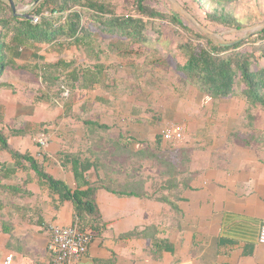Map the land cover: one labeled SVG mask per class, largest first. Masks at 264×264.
I'll use <instances>...</instances> for the list:
<instances>
[{
    "label": "crops",
    "instance_id": "crops-1",
    "mask_svg": "<svg viewBox=\"0 0 264 264\" xmlns=\"http://www.w3.org/2000/svg\"><path fill=\"white\" fill-rule=\"evenodd\" d=\"M96 42L93 53L25 49L16 62L31 74L72 58L77 69L98 64L103 73L93 87L56 98L36 76V89L18 93L9 82L0 89V127L12 149L71 190L97 186L99 217H77L71 200L0 146V264H52L49 227L77 218L92 236L77 264H264V106L242 94L207 97L183 77L172 80L177 71L169 81L166 71L142 73L154 53L127 56ZM121 63L132 68L128 82ZM172 123L185 129L177 145L162 137Z\"/></svg>",
    "mask_w": 264,
    "mask_h": 264
},
{
    "label": "trees",
    "instance_id": "trees-1",
    "mask_svg": "<svg viewBox=\"0 0 264 264\" xmlns=\"http://www.w3.org/2000/svg\"><path fill=\"white\" fill-rule=\"evenodd\" d=\"M18 1L14 0L18 10ZM37 3L27 13H15L8 0H0V77L7 68L18 67L16 60L20 59L23 51L36 48L41 44H54L59 48H76L80 51L95 52L96 41L109 37L115 39L109 45L110 50L117 49L125 55L136 50L134 45H145L146 31H149L158 19L168 20L179 25L184 30L194 34L197 41L204 35L184 24L176 16H168L144 3V0H134L135 14L117 13L110 0H35ZM201 8L216 5L206 13L210 22L236 29L243 28L244 22L238 19L227 6L237 0H190ZM208 8V7H207ZM30 18H28V16ZM39 16L40 22H32L33 16ZM195 31V32H194ZM191 38L180 46L184 61H179L176 67L188 83L199 88L207 97L233 98L241 94L250 106L257 104L264 106V68L259 66L261 57H264V28L249 36L248 42L237 41L231 46H220L207 39L208 46L194 45ZM246 41V42H247ZM247 45L246 51H241ZM263 47V48H262ZM250 49V51H249ZM35 56V53H33ZM38 59V57H36ZM40 59V58H39ZM98 59V57H97ZM256 66L257 71L253 70ZM37 78L46 85L49 91H55V97H62L66 90L73 87L87 89L93 87L101 79L103 68L95 64L94 72L87 69H77L74 58L62 59L55 64L44 63L30 69ZM244 83L245 89L238 92L237 87ZM8 84H1L0 89ZM45 95L42 93V98ZM2 118L0 116V122ZM11 133H18L10 129ZM0 146L8 151L15 165L24 167L28 162L40 178L45 179L49 187L61 195L62 200H71L77 217L83 219L91 216L93 220L99 217V210L95 203L97 186H89L86 190H71L65 183L55 180L44 173L37 160L30 154H22L10 147L8 137L0 128ZM89 165L82 164V171L89 170ZM83 229L87 223L82 222Z\"/></svg>",
    "mask_w": 264,
    "mask_h": 264
},
{
    "label": "rangeland",
    "instance_id": "rangeland-1",
    "mask_svg": "<svg viewBox=\"0 0 264 264\" xmlns=\"http://www.w3.org/2000/svg\"><path fill=\"white\" fill-rule=\"evenodd\" d=\"M17 3L19 11L22 9L21 13H27L37 2L35 0H24L23 2L18 1ZM110 3L117 13L135 14L136 12L134 0H110ZM144 3L162 13H166L168 16L173 15L179 17V19L184 21L185 25L194 29L196 32L198 31L201 36H204L195 42L193 41L194 34L192 31L190 33L181 28L179 25H174L166 19H158L154 22L152 29L150 26L149 31H146L145 33L146 40L148 41L147 44H145V46L134 45L132 47L133 49H138V51L141 52L149 54L154 53V55L149 56L153 59L152 61L143 63L144 70H142V73L147 71L150 73L158 69L166 71L167 73L165 76L169 71H177L176 73H178L176 65L179 61H184L185 58V56L181 53L180 46H183L190 38L193 41L192 44L194 45H200L201 43L204 46H208L207 39H211L214 44H218L220 46H231L237 41H244V44H250L251 42L247 41L249 36L252 33H256L264 28V0H237L227 6L228 11L232 12L236 17H238V19H241V21L244 22L245 25H243V28L241 29L217 25L210 22L206 13L216 7L213 3L212 5L207 6L208 8L206 7L204 9L199 7L197 3L190 0H144ZM100 40V46L107 48H109V45L115 41V39H110L109 37H104ZM262 44H264L263 41L259 42L257 45L262 46ZM247 48V45L242 46L241 51H246ZM24 63L25 62L22 61L20 64H17L18 67L7 68L5 73L0 77V85L8 84L13 81V83L18 85L16 88L14 87L15 93H18L19 91L22 92V90L29 85H32L31 87L36 89L37 85L34 81L35 74L33 72L32 74L28 72L27 66H23L26 65ZM259 66L260 68H264V57H261ZM125 67H128V69H125ZM118 68L122 70L120 72L122 81L128 82V80L125 79V73L129 75L128 72H130L129 70L132 68H129V64L125 66L124 63L118 64ZM252 68L254 71L259 70L255 65ZM175 77L184 78L180 72L179 74H173L170 78L174 80L176 79ZM170 78L167 75L165 80L169 81ZM242 89H245L243 82L239 87H237V91L241 92ZM2 129L4 130V128Z\"/></svg>",
    "mask_w": 264,
    "mask_h": 264
},
{
    "label": "built area",
    "instance_id": "built-area-1",
    "mask_svg": "<svg viewBox=\"0 0 264 264\" xmlns=\"http://www.w3.org/2000/svg\"><path fill=\"white\" fill-rule=\"evenodd\" d=\"M32 22L37 24L40 17L35 15ZM65 96L69 94L66 90ZM185 135L184 126L181 124H168L162 131V137L165 141L173 145H177L183 141ZM48 140L41 138L39 144L46 146ZM78 219V218H77ZM71 225H51L49 227L50 238L48 243V251L51 255L52 264H77L81 258L88 252V248L92 242L90 233L83 229L78 220ZM258 241L264 244V222L261 225ZM12 257H8L4 264H10Z\"/></svg>",
    "mask_w": 264,
    "mask_h": 264
},
{
    "label": "water",
    "instance_id": "water-1",
    "mask_svg": "<svg viewBox=\"0 0 264 264\" xmlns=\"http://www.w3.org/2000/svg\"><path fill=\"white\" fill-rule=\"evenodd\" d=\"M8 1H9V4L11 5L13 11L17 14V13H18V10H17V7H16V5H15L14 0H8ZM27 16H28V18H30L29 15H27Z\"/></svg>",
    "mask_w": 264,
    "mask_h": 264
}]
</instances>
